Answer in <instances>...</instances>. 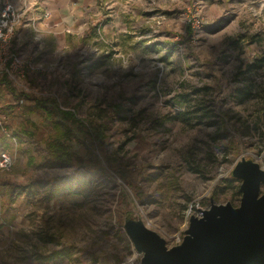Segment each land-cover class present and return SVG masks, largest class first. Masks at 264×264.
I'll return each instance as SVG.
<instances>
[{
  "label": "rangeland",
  "instance_id": "374dc122",
  "mask_svg": "<svg viewBox=\"0 0 264 264\" xmlns=\"http://www.w3.org/2000/svg\"><path fill=\"white\" fill-rule=\"evenodd\" d=\"M97 5L104 24L81 34L34 30L44 44L34 61L44 70L0 78V113L18 140L2 134L14 161L2 172L0 210L19 214L31 234L17 237L23 251L0 240V264H140L128 218L177 244L190 204L240 203L232 170L242 157L264 166V0ZM245 86L243 100L237 90ZM46 96L104 123L105 149L123 156L132 185L90 145L75 148L96 153L100 166L53 163V122L35 105Z\"/></svg>",
  "mask_w": 264,
  "mask_h": 264
},
{
  "label": "water",
  "instance_id": "95a60500",
  "mask_svg": "<svg viewBox=\"0 0 264 264\" xmlns=\"http://www.w3.org/2000/svg\"><path fill=\"white\" fill-rule=\"evenodd\" d=\"M241 179L238 205L211 199L192 214L181 242L167 239L144 220L128 218L125 231L142 264H264V166L242 157L232 170Z\"/></svg>",
  "mask_w": 264,
  "mask_h": 264
},
{
  "label": "crops",
  "instance_id": "0c3cea01",
  "mask_svg": "<svg viewBox=\"0 0 264 264\" xmlns=\"http://www.w3.org/2000/svg\"><path fill=\"white\" fill-rule=\"evenodd\" d=\"M16 3L19 7L25 8L26 20L29 22L23 29V40L22 49L26 54H37L41 50L42 44L33 39L34 28L31 27V20H35L37 27L41 32H46V37H63L66 38L74 34H81L86 27L93 24L96 25L104 24L105 16L97 10V0H10ZM44 9H48L52 15L39 20L40 14ZM40 32V33H41ZM39 47H35V45ZM15 96V95H14ZM20 107V106H17ZM15 107V108H17ZM6 139V138H5ZM5 139L0 138V149L5 148ZM8 139H6L7 141ZM10 142V140H8ZM12 144V142H11ZM4 169L0 168V190L4 187V184H8L7 178L2 179ZM3 172V174H2ZM7 175V174H5ZM1 193V192H0ZM3 198L0 194V203ZM1 207V204H0ZM20 221L19 214H12L8 212H2L0 210V240H4L3 244L7 247H12L14 244L15 248L19 251L24 250L27 246H24L23 241L18 238H23L26 234L24 231H28L24 227V223H18ZM21 233L22 236H21ZM19 236V237H18ZM18 237V238H17ZM34 240V239H33ZM14 241V242H13ZM13 242V243H12ZM16 242V243H15ZM18 243V244H17ZM20 244L22 246H20ZM34 244H29L33 247ZM36 262V261H34ZM33 261L30 263L27 260L18 258L16 264H34Z\"/></svg>",
  "mask_w": 264,
  "mask_h": 264
},
{
  "label": "trees",
  "instance_id": "16d2710c",
  "mask_svg": "<svg viewBox=\"0 0 264 264\" xmlns=\"http://www.w3.org/2000/svg\"><path fill=\"white\" fill-rule=\"evenodd\" d=\"M9 88L15 96L24 94L19 93L14 87L9 86ZM237 92L243 100L251 93L246 86L244 88L240 87ZM35 105L42 108L46 113L47 119L53 122V131L47 139V147L53 163L76 162L86 166L91 162L96 166H100V160L96 153H91L87 158L83 157L80 151L75 148V144L90 145L101 150L110 170L118 171L122 178L129 185H132L131 170L126 160L118 151L108 153L105 149V131L107 127L103 122L79 116L75 111L62 107L55 97H37L35 98ZM2 136L0 130V138ZM135 190L138 189L135 188ZM137 194H140V191H137Z\"/></svg>",
  "mask_w": 264,
  "mask_h": 264
},
{
  "label": "built area",
  "instance_id": "2783aa9c",
  "mask_svg": "<svg viewBox=\"0 0 264 264\" xmlns=\"http://www.w3.org/2000/svg\"><path fill=\"white\" fill-rule=\"evenodd\" d=\"M26 9L19 7L10 0H0V78L7 76L11 80H18L28 73L36 70H44L46 66L43 63L34 61L33 53L26 54L22 49L23 29L29 22L26 18ZM48 9H44L40 14L39 20L50 17ZM31 27L39 30L35 20H31ZM35 38H38L36 35ZM42 46L44 45L43 43ZM41 46V47H42ZM0 130L6 139L12 144L18 145L17 136L6 124L5 115L0 113ZM14 158L6 148L0 149V168L7 170L13 164ZM207 207L197 204H190L186 210V221L192 214L202 215V210ZM181 242V241H179ZM178 242V243H179ZM140 264L141 261H140Z\"/></svg>",
  "mask_w": 264,
  "mask_h": 264
}]
</instances>
